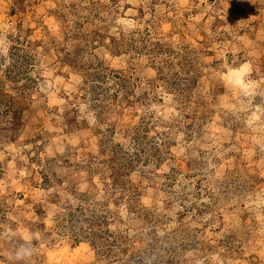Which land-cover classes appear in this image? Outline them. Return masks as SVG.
Listing matches in <instances>:
<instances>
[{
  "label": "rangeland",
  "instance_id": "374dc122",
  "mask_svg": "<svg viewBox=\"0 0 264 264\" xmlns=\"http://www.w3.org/2000/svg\"><path fill=\"white\" fill-rule=\"evenodd\" d=\"M0 36V264H264V0H0Z\"/></svg>",
  "mask_w": 264,
  "mask_h": 264
},
{
  "label": "clouds",
  "instance_id": "9594fccd",
  "mask_svg": "<svg viewBox=\"0 0 264 264\" xmlns=\"http://www.w3.org/2000/svg\"><path fill=\"white\" fill-rule=\"evenodd\" d=\"M123 27H129L127 21L120 22ZM10 50V42L4 36H0V56H7ZM251 68L248 64H243L238 67H227L221 73V79L225 88L230 92L247 97L253 94L254 85L250 79ZM82 114L85 119L90 122L94 119V113L91 112L87 105L82 108ZM251 207L254 212L264 219V192H258L250 198ZM5 237L15 241V245L10 252V260L12 264H29L32 257L36 254V245L34 241L37 239L30 233H19L15 231L6 232Z\"/></svg>",
  "mask_w": 264,
  "mask_h": 264
}]
</instances>
